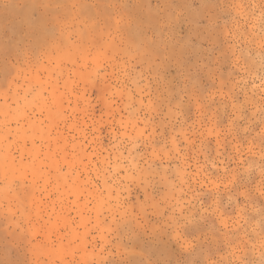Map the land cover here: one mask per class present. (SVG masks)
I'll return each mask as SVG.
<instances>
[{
  "label": "rangeland",
  "instance_id": "obj_1",
  "mask_svg": "<svg viewBox=\"0 0 264 264\" xmlns=\"http://www.w3.org/2000/svg\"><path fill=\"white\" fill-rule=\"evenodd\" d=\"M2 151L0 264H264V0H0Z\"/></svg>",
  "mask_w": 264,
  "mask_h": 264
},
{
  "label": "bare ground",
  "instance_id": "obj_2",
  "mask_svg": "<svg viewBox=\"0 0 264 264\" xmlns=\"http://www.w3.org/2000/svg\"><path fill=\"white\" fill-rule=\"evenodd\" d=\"M0 154H3V151L0 153ZM7 154V153H6ZM2 156V155H1ZM1 156H0V158H1ZM4 156V157H3ZM3 156H2V158L0 159L3 163L5 162L6 163V165H4V173L5 172H7V173H9V171H10V169H11V164L8 162V161H4V159L3 158H5V155L3 154ZM6 157H7V155H6ZM3 159V160H2ZM2 188V187H1ZM6 189H7V187H6ZM5 190V189H4ZM7 193L6 194H8V191H6ZM2 193V192H1ZM6 194H5V196H6ZM3 196H4V194H3ZM4 196V197H5Z\"/></svg>",
  "mask_w": 264,
  "mask_h": 264
}]
</instances>
